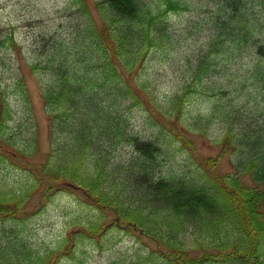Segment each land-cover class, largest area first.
I'll return each instance as SVG.
<instances>
[{"label": "trees", "instance_id": "trees-1", "mask_svg": "<svg viewBox=\"0 0 264 264\" xmlns=\"http://www.w3.org/2000/svg\"><path fill=\"white\" fill-rule=\"evenodd\" d=\"M95 3L99 22L86 0H70L60 28L40 21L34 37L37 60L29 67L39 77L50 147L39 177L27 102L20 95L15 119L0 89V163L25 162L33 179L16 187L0 178V264H59L77 254L75 231L60 240L63 254L40 252L23 236L20 224L37 211L44 180L81 190L99 211L74 226L100 250L116 226L154 244L119 250L107 264H264V0ZM175 11H200L201 24L174 27L166 16ZM166 45L186 72L180 89L160 99L124 75ZM190 96L214 104L189 119L183 109ZM137 107L154 129L150 136L133 129ZM216 124L223 131L218 145L234 156L228 173L219 170L221 155L196 161L190 154V136L206 137ZM186 147L177 164L176 151ZM49 197L43 189L37 200ZM103 209L114 215L106 227Z\"/></svg>", "mask_w": 264, "mask_h": 264}, {"label": "rangeland", "instance_id": "rangeland-1", "mask_svg": "<svg viewBox=\"0 0 264 264\" xmlns=\"http://www.w3.org/2000/svg\"><path fill=\"white\" fill-rule=\"evenodd\" d=\"M89 10L93 18L99 22V13L95 6V0H86ZM70 0H0V89L7 93L8 102L11 104L12 115L18 119L21 107V98L27 102L25 109L32 114V118L37 125V142L38 152L31 160L38 177L37 166L45 163L46 154L49 153V141L47 136V118L43 108V100L39 90V77L35 76L29 64L36 57H32V49L36 47L34 37L39 32L40 21L45 23V27L59 29L67 15H71L70 10L66 7ZM184 2V1H183ZM200 0H187L193 6H198ZM191 6V5H190ZM200 11L185 12L175 11L169 12L166 20L177 26L185 25L187 21L192 22L194 19L196 24H201ZM185 21V22H184ZM184 22V23H183ZM205 28L196 32L201 34L205 32ZM9 40H4V38ZM13 40L11 41V39ZM169 46L166 45L164 50L152 52L150 56L137 66L132 72L125 73L124 77L130 84L133 80L138 85L146 84L150 90L160 99L164 96H170L180 88L179 85L185 79V68L177 61L170 60ZM175 64H177L175 66ZM181 65V66H180ZM188 79V76H187ZM178 88V90H177ZM203 96H190L184 106V117L192 118L200 112L209 111L214 104L213 98ZM131 123L136 132L146 135H152L154 129L147 120L148 118L140 110L134 108L132 110ZM14 120V119H13ZM15 121V120H14ZM187 131H192L193 127L190 121L184 123ZM185 128V127H184ZM223 131L219 124L209 129L206 137L192 135L194 150L190 152L192 158L199 161L203 157L216 158L221 155L219 170L228 173L233 170L232 167V150L223 148L222 144L218 145L220 134ZM178 146V145H177ZM189 148L185 150H177V164L182 165L184 161L183 152L188 153ZM29 163V160H28ZM40 166V165H39ZM29 165L21 162L16 167L0 163V178H4L10 184L14 183L16 187L29 184L33 179L29 172ZM45 191V195H49L48 199H38L41 192ZM36 205L32 210L37 209L35 213L26 217V221L21 223L22 233L30 244L39 249L40 252L49 250L52 252H65L67 246L60 244V240L66 234L75 231L76 242L80 246L76 248L77 254L74 258H62L59 264H107L111 257H115L119 250L131 251L132 248L138 247L144 242L150 247L154 244L147 238L140 237L137 232L125 230L126 227L110 229L101 239V250L93 240H88L83 234H80L78 227L74 226L81 222L93 220L100 213L93 209L90 200L83 195L81 190L73 188L62 181L52 182L44 180L43 186L35 194ZM37 200V201H36ZM102 224L106 227L114 219V215L106 209ZM104 227H102L104 229ZM81 236H84L81 241ZM94 237V236H93ZM73 241V240H72ZM65 243V242H64ZM63 243V244H64Z\"/></svg>", "mask_w": 264, "mask_h": 264}]
</instances>
